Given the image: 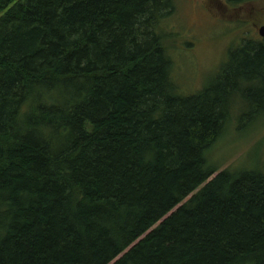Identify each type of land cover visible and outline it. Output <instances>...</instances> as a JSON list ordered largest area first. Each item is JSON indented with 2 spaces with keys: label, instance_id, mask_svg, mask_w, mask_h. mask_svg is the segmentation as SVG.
<instances>
[{
  "label": "trees",
  "instance_id": "16d2710c",
  "mask_svg": "<svg viewBox=\"0 0 264 264\" xmlns=\"http://www.w3.org/2000/svg\"><path fill=\"white\" fill-rule=\"evenodd\" d=\"M172 12L0 1V264H264V165L205 159L234 104L264 117V42L181 97L156 34Z\"/></svg>",
  "mask_w": 264,
  "mask_h": 264
},
{
  "label": "rangeland",
  "instance_id": "374dc122",
  "mask_svg": "<svg viewBox=\"0 0 264 264\" xmlns=\"http://www.w3.org/2000/svg\"><path fill=\"white\" fill-rule=\"evenodd\" d=\"M170 2L173 12L159 19L156 34L167 48L172 81L181 97H191L214 81L227 63L228 53L244 40L264 42L258 34L264 26V0L239 6L223 0ZM239 108L234 104L231 121L205 153L207 165L216 168L217 174L225 170L238 174L264 165V117L246 126L238 118ZM244 110L247 116L253 109L244 103Z\"/></svg>",
  "mask_w": 264,
  "mask_h": 264
},
{
  "label": "water",
  "instance_id": "95a60500",
  "mask_svg": "<svg viewBox=\"0 0 264 264\" xmlns=\"http://www.w3.org/2000/svg\"><path fill=\"white\" fill-rule=\"evenodd\" d=\"M1 1V0H0ZM6 1H10V0H6ZM258 34L259 36L264 39V26L261 27L259 30H258Z\"/></svg>",
  "mask_w": 264,
  "mask_h": 264
}]
</instances>
